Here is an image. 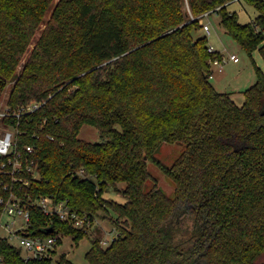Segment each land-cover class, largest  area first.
I'll use <instances>...</instances> for the list:
<instances>
[{"label": "trees", "instance_id": "trees-1", "mask_svg": "<svg viewBox=\"0 0 264 264\" xmlns=\"http://www.w3.org/2000/svg\"><path fill=\"white\" fill-rule=\"evenodd\" d=\"M232 1L0 0V94L12 83L11 109L40 105L19 125L5 121L21 131L17 150L39 173L15 189L69 200L93 222L115 212L117 234L107 246L100 231L90 238V264H264V73L256 68L238 105L210 81L208 60L222 53L194 34L205 13H217L248 54L264 56V0H246L258 12L247 23L228 10ZM85 124L102 140L82 139ZM165 142L185 145L171 165L156 155ZM148 162L173 181L174 197L157 184L145 189ZM2 178L10 177L0 175L6 197ZM109 188L127 200L106 198ZM31 211L39 233L90 237L92 227L56 218L46 232L48 218ZM0 256L3 264H75L66 253L26 259L7 238Z\"/></svg>", "mask_w": 264, "mask_h": 264}, {"label": "rangeland", "instance_id": "rangeland-1", "mask_svg": "<svg viewBox=\"0 0 264 264\" xmlns=\"http://www.w3.org/2000/svg\"><path fill=\"white\" fill-rule=\"evenodd\" d=\"M58 0H54L53 5H55ZM188 8V4H186ZM228 10L236 12L238 20L241 23H247L251 19L255 18L258 14L256 8L249 4L246 0H234L228 5ZM53 8L46 15L43 24L37 31L33 41L25 52L22 61L20 63L19 69L24 65L25 60L31 54L33 48L35 47L36 41L41 35L43 29L46 27L49 21ZM205 17V18H204ZM203 23L209 24L211 27V34L207 35L208 43L215 46L218 50H223V56H226L224 70L219 71L218 68L214 69V77L210 78L218 88L219 91H230L234 92V99L238 105H243L245 102L244 91L247 89L257 77L256 68H260L264 73V56L259 51V49L254 50L251 54H248L227 32L221 24L220 14L205 13L203 16ZM200 29L195 30V35H206L204 33L203 23L200 20ZM204 30V31H203ZM236 53L240 62L234 63L229 59L230 54ZM12 83H9L5 90L0 94V110H6L8 105V98L11 92ZM1 125V124H0ZM1 127H4L3 125ZM80 137L84 140L91 142H99L102 140L101 135L96 127L92 125L85 124L80 131ZM185 145L182 143H162L157 150V157L165 164L171 165L177 157L184 150ZM148 168L153 175V179L148 180L145 184V189L150 190L155 184L163 189L168 195L174 197L175 186L173 181L153 162H148ZM120 188L125 186V183L119 184ZM105 197L109 199H114L118 202H125L127 200L126 196L116 191L113 188H109L105 192ZM101 213V212H100ZM117 217L116 213L110 211V217L106 215L103 217V213L96 218V222L92 226L90 231V237H84L80 240H75L73 235L61 234V242L56 247L55 258H59L61 254L66 253L68 258L71 259L75 264H90L86 259V252L91 247V237L98 231H100L102 239H107L109 242L113 239V236L117 234L116 229H113V224L110 218L115 219ZM11 219V216L4 215L1 219L2 223H6ZM98 223V224H97ZM112 230V231H111ZM0 234L3 235L4 231L0 227ZM17 244V241H12ZM108 245V244H107ZM105 245V246H107ZM23 250V255L26 254V250Z\"/></svg>", "mask_w": 264, "mask_h": 264}, {"label": "built area", "instance_id": "built-area-1", "mask_svg": "<svg viewBox=\"0 0 264 264\" xmlns=\"http://www.w3.org/2000/svg\"><path fill=\"white\" fill-rule=\"evenodd\" d=\"M201 21L203 23V19ZM203 28L206 35L211 34L209 24L203 23ZM208 50L211 53L216 52L215 47L212 45H209ZM226 59L227 57L223 56V54L221 57L212 56L209 58L208 62L211 67L210 78L214 76L212 67L217 66L219 70H222ZM229 59L238 61L239 57L236 54H230ZM39 107V104L32 103L19 106L15 109L7 106L6 110H0V175L10 177L9 182L5 178H2L1 181L4 189L10 191V193L6 197H0V204L3 207L0 216V227L4 231L3 235L0 234V238H7L12 244H14L12 241L16 240L17 244L14 245L26 250L27 253L24 254L26 259H41L54 256L53 253L61 239L60 235L63 234L62 232L49 233V235L39 233L31 222L32 207L39 208L48 218L45 226H42L41 229L52 227V232L55 218L73 225L76 228H83L85 226L92 227L96 222H93L87 215H82L76 211L71 206L69 200L57 199L53 195L33 196L31 193H27L26 197H22L15 189V187L21 189L24 186L30 185L31 180L39 176L34 161L29 162L22 159L21 153L17 150L16 141L18 134L21 133L16 125H19V120L22 115L33 112ZM8 117H12L14 120L16 119L17 124L13 125L5 122ZM2 125L4 127H1ZM47 136L53 138L50 135ZM26 149L28 152H33L35 146L29 145ZM77 174L90 178V176L84 174L83 169L78 171ZM4 215L11 216V219L6 223L1 222ZM102 244L103 246L109 244V240L102 239ZM0 264H3L1 256Z\"/></svg>", "mask_w": 264, "mask_h": 264}, {"label": "crops", "instance_id": "crops-1", "mask_svg": "<svg viewBox=\"0 0 264 264\" xmlns=\"http://www.w3.org/2000/svg\"><path fill=\"white\" fill-rule=\"evenodd\" d=\"M229 4H230V3H229ZM256 16H257V15H256ZM256 16H255V17H256ZM204 18H205V17H204ZM254 19H255V18L251 19V21H253ZM249 22H250V21H249ZM210 28H211V27H210ZM203 31H204V30H203ZM204 33H206V32L204 31ZM209 45H210V44H209ZM211 45H212V44H211ZM212 46H213V45H212ZM214 47H215V46H214ZM215 49H216V48H215ZM216 51H219V52H221V53L224 54V51H223V50H218V49H216ZM232 54H236V53H232ZM236 55H237V54H236ZM237 56H238V55H237ZM238 57H239V56H238ZM231 61H233V60H231ZM233 62H234V63H238V62H240V58H239L238 61H233ZM225 63H226V62H225ZM225 63H224V65H225ZM224 65H223L222 70H219V69H218V70H219V71H223V70H224ZM215 68H218V67H217V66H213V67H212L213 74H214V69H215ZM213 77H214V76H213ZM254 82H255V81H254ZM254 82H253V83H254ZM253 83H252V84H253ZM212 84L216 87V89L219 90V88H218L213 82H212ZM252 84H251V85H252ZM251 85H250V86H251ZM220 91H221V90H220ZM222 92H227V93H229L230 96L234 99V96H233V95H234V92H230V91H222ZM234 101H235V99H234ZM235 102H236V101H235ZM236 103H237V102H236ZM97 224H98V223H97ZM113 228H114V226H113ZM112 230H113V229H112ZM112 230H111V231H112ZM56 249H57V248H56ZM55 252H56V250H55ZM55 252L53 253L54 256H55Z\"/></svg>", "mask_w": 264, "mask_h": 264}, {"label": "water", "instance_id": "water-1", "mask_svg": "<svg viewBox=\"0 0 264 264\" xmlns=\"http://www.w3.org/2000/svg\"><path fill=\"white\" fill-rule=\"evenodd\" d=\"M43 230L46 231V232H51L52 231V227H48V228H45Z\"/></svg>", "mask_w": 264, "mask_h": 264}]
</instances>
